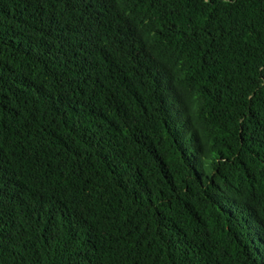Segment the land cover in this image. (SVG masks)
<instances>
[{"label":"trees","instance_id":"16d2710c","mask_svg":"<svg viewBox=\"0 0 264 264\" xmlns=\"http://www.w3.org/2000/svg\"><path fill=\"white\" fill-rule=\"evenodd\" d=\"M0 264H264V0H0Z\"/></svg>","mask_w":264,"mask_h":264}]
</instances>
